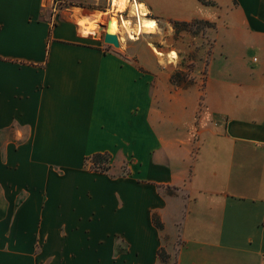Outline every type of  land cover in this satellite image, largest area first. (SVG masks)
Instances as JSON below:
<instances>
[{
  "label": "crops",
  "instance_id": "crops-1",
  "mask_svg": "<svg viewBox=\"0 0 264 264\" xmlns=\"http://www.w3.org/2000/svg\"><path fill=\"white\" fill-rule=\"evenodd\" d=\"M75 1L0 0V264H264V0H135L216 23L185 89Z\"/></svg>",
  "mask_w": 264,
  "mask_h": 264
},
{
  "label": "rangeland",
  "instance_id": "rangeland-1",
  "mask_svg": "<svg viewBox=\"0 0 264 264\" xmlns=\"http://www.w3.org/2000/svg\"><path fill=\"white\" fill-rule=\"evenodd\" d=\"M193 2L197 4L196 13L201 17L206 15L207 11H209L208 14L212 15L213 18L220 15L216 14V12L220 10V5L216 1L205 0V4L196 3V0H193ZM74 3L76 7H85L94 15L95 18H97L91 22L90 25L93 27L92 31L101 36L102 30L100 29V26L105 25L112 13H115V11H113V4V8H111V0H80V2L75 1ZM59 4L62 3L58 2L57 5L60 6ZM128 8L130 12L136 11L135 5L131 6L129 4ZM139 10L146 12L144 8H140ZM98 15L100 17H96ZM148 18L151 19L148 16L142 18L141 21ZM172 20L173 19H170L166 16H162L158 20V23L154 21L156 26L152 31H145L144 27H142L141 30L143 33L137 40L122 38L123 32L128 28L127 22H124V27H121L119 32V47L105 43L106 48L121 49L127 51V53H137L142 60H147L155 67L157 66L156 59H158L159 56L154 55L153 51L155 52L157 50L163 54L162 60L164 62L161 64L162 66H164L169 60L172 62L177 57V64L173 70H185L188 72V76L194 81L198 79V82H202L204 80L205 65L212 51L216 23L214 21L199 19L198 17L196 19L197 21L192 23V25L186 30H178L175 29L171 24ZM96 21L98 22L95 23ZM172 52L175 54H172ZM253 55L254 54L252 52H247L244 59L247 61ZM197 70L199 72L196 73ZM90 157L91 155L85 160V163L88 165L89 169L100 172L98 169L95 170L92 167L93 165L91 163ZM125 160L130 161V158L128 157ZM113 162V157L111 155L109 160V168L113 165ZM125 167H127V162L126 164L122 163L120 168H118V175L126 174ZM103 172L109 173L110 171L108 169L107 171ZM178 242V240L174 242V250L177 249Z\"/></svg>",
  "mask_w": 264,
  "mask_h": 264
},
{
  "label": "trees",
  "instance_id": "trees-1",
  "mask_svg": "<svg viewBox=\"0 0 264 264\" xmlns=\"http://www.w3.org/2000/svg\"><path fill=\"white\" fill-rule=\"evenodd\" d=\"M199 1L204 4L206 3L205 0H199ZM196 21H197L196 19L191 21L172 20L171 24L175 29L186 30L189 26L192 25V23ZM169 81L174 87L181 89H185L194 83V80L188 76V72L182 69L173 70L170 74ZM90 160L93 165L92 167L95 170L98 169L100 172H103L109 169L110 154L108 153L92 154ZM152 221L157 228L159 229L163 228V224L161 223L157 215L153 214ZM157 254L160 260L163 262L167 261V259L169 258V255L165 252L163 248H160Z\"/></svg>",
  "mask_w": 264,
  "mask_h": 264
},
{
  "label": "built area",
  "instance_id": "built-area-1",
  "mask_svg": "<svg viewBox=\"0 0 264 264\" xmlns=\"http://www.w3.org/2000/svg\"><path fill=\"white\" fill-rule=\"evenodd\" d=\"M112 1L113 0H111V8H113ZM127 3L128 5L130 4L131 6L135 5L136 11L130 12L127 5L124 9L115 11V17L118 19L119 22L118 24L120 29L121 27H124V22H127L128 24V28L123 32L122 38H128L129 40H137L139 36L143 33L141 30V28L143 27L141 19L144 17H148L149 12L148 11L144 12L139 10L140 9L139 4L136 3L135 0H128ZM115 35L117 36V39L119 41L120 38L118 34L116 33Z\"/></svg>",
  "mask_w": 264,
  "mask_h": 264
},
{
  "label": "bare ground",
  "instance_id": "bare-ground-1",
  "mask_svg": "<svg viewBox=\"0 0 264 264\" xmlns=\"http://www.w3.org/2000/svg\"><path fill=\"white\" fill-rule=\"evenodd\" d=\"M127 1L128 0H113L112 2V4H113V6H114V9H113V11H117V10H122V9H124L125 7H126V5H127ZM139 7L140 8H142V6L141 5H139ZM83 11H85V10H82V12ZM87 12V11H86ZM114 13V12H113ZM113 13H112V15L109 17V20H110V26H109V29H108V31L110 32V33H112V34H118V36H119V32H120V28H119V22H118V19L115 17V13H114V15H113ZM83 14V13H82ZM87 16V15H86ZM93 16V15H92ZM90 17V16H89ZM89 17H88V19H89ZM96 17H100L99 15L98 16H96ZM91 18V17H90ZM93 18H95V17H93ZM95 19H97V18H95ZM94 19V20H95ZM91 21V20H90ZM83 22V21H82ZM98 21H96L95 23H97ZM156 22V21H155ZM154 22V20H152V19H143L142 20V24H143V27H144V29H145V31H152L154 28H155V26H156V23ZM94 23V24H95ZM84 25H86L85 23H84ZM158 55H161V53H159V51H155ZM172 54H175V53H173L172 52Z\"/></svg>",
  "mask_w": 264,
  "mask_h": 264
},
{
  "label": "water",
  "instance_id": "water-1",
  "mask_svg": "<svg viewBox=\"0 0 264 264\" xmlns=\"http://www.w3.org/2000/svg\"><path fill=\"white\" fill-rule=\"evenodd\" d=\"M110 26V20L106 21L105 25L100 26L101 36L103 37V41L108 44H112L115 47H119V41L115 34H112L108 31Z\"/></svg>",
  "mask_w": 264,
  "mask_h": 264
}]
</instances>
